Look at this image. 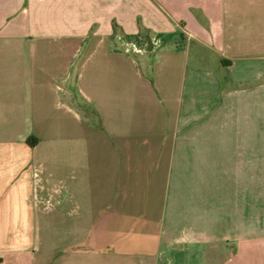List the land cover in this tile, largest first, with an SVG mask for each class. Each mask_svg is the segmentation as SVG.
Wrapping results in <instances>:
<instances>
[{"label":"crops","instance_id":"crops-1","mask_svg":"<svg viewBox=\"0 0 264 264\" xmlns=\"http://www.w3.org/2000/svg\"><path fill=\"white\" fill-rule=\"evenodd\" d=\"M65 2L0 0V264H264V0Z\"/></svg>","mask_w":264,"mask_h":264},{"label":"rangeland","instance_id":"rangeland-1","mask_svg":"<svg viewBox=\"0 0 264 264\" xmlns=\"http://www.w3.org/2000/svg\"><path fill=\"white\" fill-rule=\"evenodd\" d=\"M88 1V3H91V2H94L95 3V0H87ZM70 2H71V4L73 5L72 7H71V9H68V8H63L61 11H60V9H56V10H53V12L54 13H56V14H58L59 15V13L60 14H63V16H57L58 17V19H57V21L59 20V21H63V20H66L67 18H71V15H73L74 13H75V7H78V5H79V0H70ZM66 3H68V2H65V0H63V4H66ZM65 14V15H64ZM60 17V18H59ZM140 25H139V31H140V29H146V30H148L149 31V34H150V39H148L147 38V36L145 35V33H142L141 34V41L139 40L138 42L134 39V35L135 34H128V33H126L124 30H123V28H122V26H121V24L120 23H117L116 21H113V23H112V32H113V35L114 36H119V45H120V47H122L123 49H125L126 48V45H128L129 47H131L132 49L136 46V47H143V49H148L149 48V46L150 45H152V43L154 44V46H155V40L156 39H154V35H155V37L157 36L158 38H160L161 36H163L164 38H170L171 37V35L170 34H168L167 36L165 35L164 36V34H162V35H160L159 33H157V34H154V33H152L151 31H150V29L148 28V27H146V26H143L141 23H139ZM138 31V32H139ZM137 32V33H138ZM136 33V34H137ZM154 34V35H153ZM128 36H130V38H128ZM160 36V37H159ZM153 41V42H152ZM129 42V43H128ZM134 44V45H133ZM196 49V45L194 46H192V50H195ZM133 53V52H132ZM135 55V58L136 59H138V56H137V54H134ZM140 62V65L142 66V63H141V61H139ZM1 237L0 238H2V235H0ZM200 253H203V252H205V248H203V250H200L199 251ZM51 257H58V256H61L60 254H52V255H50ZM62 256H68L67 254H65V255H62ZM200 264H205V262L204 263H200Z\"/></svg>","mask_w":264,"mask_h":264},{"label":"trees","instance_id":"trees-1","mask_svg":"<svg viewBox=\"0 0 264 264\" xmlns=\"http://www.w3.org/2000/svg\"><path fill=\"white\" fill-rule=\"evenodd\" d=\"M142 33H145V35L147 36V38L148 39H150L151 37H150V34H149V31L148 30H146V29H140V31L137 33V34H135L133 37H134V39L138 42L139 40L141 41V34ZM128 38H130V36H128ZM153 42V41H152ZM153 46H154V44L152 43V45H150L149 46V48H148V50H151L152 48H153ZM27 141H28V143L30 144V145H34L36 142H37V138L35 137V136H30V137H28V139H27Z\"/></svg>","mask_w":264,"mask_h":264}]
</instances>
